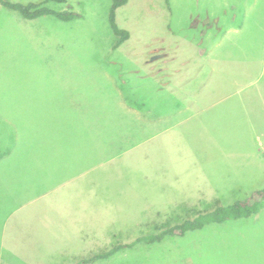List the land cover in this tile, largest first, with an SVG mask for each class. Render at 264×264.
Returning <instances> with one entry per match:
<instances>
[{
    "label": "rangeland",
    "instance_id": "obj_1",
    "mask_svg": "<svg viewBox=\"0 0 264 264\" xmlns=\"http://www.w3.org/2000/svg\"><path fill=\"white\" fill-rule=\"evenodd\" d=\"M110 5L49 3L82 14L69 22L26 20L0 5V250L19 261L0 252V264H77L264 187V172L250 173L221 187L230 188L223 194L209 192L192 149L172 130L146 136L209 105L231 103L233 126L262 121L258 99L244 92L258 75L241 63L260 59L264 0H127L115 11L129 33L117 48ZM120 124L142 142L115 156ZM73 160L92 164L62 179ZM216 237L217 261L205 264H264V210L95 264H197L200 245Z\"/></svg>",
    "mask_w": 264,
    "mask_h": 264
},
{
    "label": "crops",
    "instance_id": "obj_2",
    "mask_svg": "<svg viewBox=\"0 0 264 264\" xmlns=\"http://www.w3.org/2000/svg\"><path fill=\"white\" fill-rule=\"evenodd\" d=\"M259 50L261 52L259 60L243 61L241 64L243 69H248L249 72H251L250 69H253L258 75L255 82H247L245 84L246 89L244 92H247L249 97L258 99L257 105L261 106V122L248 120L237 123L238 126H233L231 103H229L228 108L225 110H213L209 105L195 113L188 114L177 123L176 126L164 125L159 129L153 128L151 130L152 132L146 134V136H149L148 139L153 141L172 130L174 132L172 136H175V139L182 141L181 143L192 149L190 152L193 157V162L201 170L200 178L202 180V185L209 192L215 193L218 191L219 193L220 191L222 192V190H228L230 189L229 187H221L231 180L245 178L247 174L249 175L252 173V177L255 178V175L264 172L262 171L264 167V142L262 140L264 139V97L259 88L260 80L262 79V81H264V45L261 46ZM239 78L240 77H238V79ZM233 79L237 80L234 76ZM261 87L264 91V83ZM222 102L224 101H219L217 105ZM123 106L125 109H132L134 112L136 110L134 103H123ZM227 112L230 113L229 119L228 117L225 118ZM115 119L118 123L121 122L119 112L116 113ZM244 123L247 124L241 127ZM237 127H239V129H237ZM131 128L133 131H137L135 125H132ZM129 129L128 124L126 126L127 133ZM123 130L122 124L117 126L116 132L120 135V139L115 140V156L125 155L126 151L136 148V146L140 145L142 142L138 138L135 140L132 132L130 137H128L127 134L124 135ZM122 142H128V144L121 147L120 144ZM125 147V151L120 153ZM29 160L32 162H39L45 159H33V157H31ZM76 161L77 160H73V166H71L67 174L62 176V179L75 178L80 173L89 170L90 168L87 167L92 164ZM68 163L69 162H61V164L65 165ZM55 164L59 168L58 165L60 164L57 162L52 163V165ZM56 178L58 180L61 179L60 176ZM196 185L197 184L193 185L195 187L194 192H197ZM184 188L187 189L186 185ZM202 188L203 187H200L199 189ZM223 193L224 192H222V194ZM246 196H248V194Z\"/></svg>",
    "mask_w": 264,
    "mask_h": 264
},
{
    "label": "trees",
    "instance_id": "obj_3",
    "mask_svg": "<svg viewBox=\"0 0 264 264\" xmlns=\"http://www.w3.org/2000/svg\"><path fill=\"white\" fill-rule=\"evenodd\" d=\"M68 0H42L41 2H13L9 0H0V5L6 9L18 12L26 20H34L41 17H53L62 22H69L82 18V14L76 11H58L49 7V3L62 4ZM167 2V0H165ZM127 0H111V5L108 12L109 27L117 37L114 47H119L125 40L128 39L129 33L126 30L118 28L115 22V11L120 6L124 5ZM264 210V187L254 190L247 197L235 200L231 204L217 206L212 210L204 213H199L193 218L184 219L182 222L168 226L157 233H149L136 237L128 243L118 244L111 248L93 254L88 258L80 260L77 264H95L97 262L114 259L117 255L124 252H150L158 250L160 246L174 238H185L187 235L206 230L208 227L220 226L227 222L240 221L249 219ZM220 238L216 237L213 241H208L200 245L199 250L201 257L197 259V264H205L206 261H217L216 245ZM6 255L8 260L18 261L17 258L11 255L8 251L0 250ZM151 253V252H150ZM205 254L212 256L211 259L199 260ZM219 256V255H218ZM19 262V261H18Z\"/></svg>",
    "mask_w": 264,
    "mask_h": 264
},
{
    "label": "water",
    "instance_id": "obj_4",
    "mask_svg": "<svg viewBox=\"0 0 264 264\" xmlns=\"http://www.w3.org/2000/svg\"><path fill=\"white\" fill-rule=\"evenodd\" d=\"M158 56H161V55H156L154 57H151V60H154V59L158 58Z\"/></svg>",
    "mask_w": 264,
    "mask_h": 264
}]
</instances>
